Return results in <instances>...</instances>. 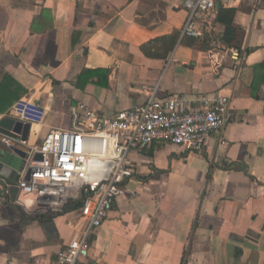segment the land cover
Instances as JSON below:
<instances>
[{
	"label": "crops",
	"instance_id": "1",
	"mask_svg": "<svg viewBox=\"0 0 264 264\" xmlns=\"http://www.w3.org/2000/svg\"><path fill=\"white\" fill-rule=\"evenodd\" d=\"M183 2L0 0V97L12 99L0 118L21 98L45 108L29 148L68 128L79 102L105 119L151 89L228 98L201 153L158 142L130 153L135 172L79 264H264V0L218 1L234 9L230 46L217 21L205 50L178 42L165 59L146 56L143 43L180 33ZM16 199L0 180V264H57L83 227L77 211L35 215Z\"/></svg>",
	"mask_w": 264,
	"mask_h": 264
},
{
	"label": "built area",
	"instance_id": "2",
	"mask_svg": "<svg viewBox=\"0 0 264 264\" xmlns=\"http://www.w3.org/2000/svg\"><path fill=\"white\" fill-rule=\"evenodd\" d=\"M218 1L184 0L188 16L180 38L219 42L213 38ZM232 53L237 56L238 49ZM227 108L228 98L224 95H201L190 100L176 94L157 97L155 89L144 102L105 119L84 102L73 105L70 126L49 130L40 144L30 148L16 184V200L35 215L64 214L69 202H79L75 211L77 223L82 222L83 227L57 253L56 263L79 264L88 257L91 237L108 216L125 181L135 172L132 151L158 142L175 143L201 153L206 138L227 120ZM44 111L42 103L21 98L3 116L34 125L42 122ZM36 153L41 154V160L33 159Z\"/></svg>",
	"mask_w": 264,
	"mask_h": 264
},
{
	"label": "water",
	"instance_id": "3",
	"mask_svg": "<svg viewBox=\"0 0 264 264\" xmlns=\"http://www.w3.org/2000/svg\"><path fill=\"white\" fill-rule=\"evenodd\" d=\"M216 6L218 8V2ZM29 133L30 124L8 116L0 118V180L7 187L11 201L16 199V184L29 157L30 148L26 146ZM41 158L39 153L33 156L34 160Z\"/></svg>",
	"mask_w": 264,
	"mask_h": 264
},
{
	"label": "trees",
	"instance_id": "4",
	"mask_svg": "<svg viewBox=\"0 0 264 264\" xmlns=\"http://www.w3.org/2000/svg\"><path fill=\"white\" fill-rule=\"evenodd\" d=\"M233 14H234V9H228L222 7H219L217 9V21H220L225 25V30L221 38V42L227 46L231 45V42L235 37V27L232 25ZM178 42L183 43L189 47H193L201 50H205L209 48V42L207 38H195V37L180 38L179 32L174 31L170 34L161 37H156L154 39H151L143 43L141 45V50L148 57L165 59L169 54V52ZM260 66H262V64L256 65L255 68H258ZM0 95H1V86H0ZM11 100L9 99L8 101H6V98H4L3 100L0 97V104L6 102L5 105H9L11 103ZM3 110H4V106L0 105V112H2ZM78 205L79 202H69L65 208L66 210H70L72 208H76Z\"/></svg>",
	"mask_w": 264,
	"mask_h": 264
},
{
	"label": "rangeland",
	"instance_id": "5",
	"mask_svg": "<svg viewBox=\"0 0 264 264\" xmlns=\"http://www.w3.org/2000/svg\"><path fill=\"white\" fill-rule=\"evenodd\" d=\"M41 143V142H40Z\"/></svg>",
	"mask_w": 264,
	"mask_h": 264
}]
</instances>
